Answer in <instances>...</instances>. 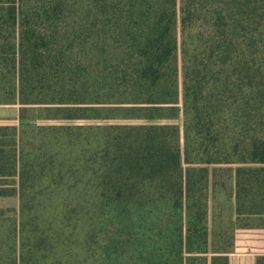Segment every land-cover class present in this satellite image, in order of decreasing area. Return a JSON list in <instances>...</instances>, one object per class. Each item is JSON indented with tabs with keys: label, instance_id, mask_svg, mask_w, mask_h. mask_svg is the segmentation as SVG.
I'll return each instance as SVG.
<instances>
[{
	"label": "trees",
	"instance_id": "1",
	"mask_svg": "<svg viewBox=\"0 0 264 264\" xmlns=\"http://www.w3.org/2000/svg\"><path fill=\"white\" fill-rule=\"evenodd\" d=\"M0 104V264H253L264 0H0Z\"/></svg>",
	"mask_w": 264,
	"mask_h": 264
},
{
	"label": "rangeland",
	"instance_id": "2",
	"mask_svg": "<svg viewBox=\"0 0 264 264\" xmlns=\"http://www.w3.org/2000/svg\"><path fill=\"white\" fill-rule=\"evenodd\" d=\"M24 115V119H20V115ZM42 123H48L45 120V115L41 107L28 106L21 108L16 105H2L0 104V125H15V126H30ZM55 123V122H54ZM57 123L64 124H87L90 122L74 121V122H62ZM181 124V121H178Z\"/></svg>",
	"mask_w": 264,
	"mask_h": 264
},
{
	"label": "crops",
	"instance_id": "3",
	"mask_svg": "<svg viewBox=\"0 0 264 264\" xmlns=\"http://www.w3.org/2000/svg\"><path fill=\"white\" fill-rule=\"evenodd\" d=\"M236 256H248L253 264L258 258H264V227L238 228L234 232V250Z\"/></svg>",
	"mask_w": 264,
	"mask_h": 264
}]
</instances>
